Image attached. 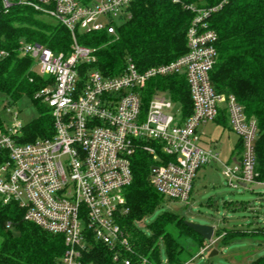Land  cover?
I'll return each instance as SVG.
<instances>
[{
  "label": "built area",
  "instance_id": "2783aa9c",
  "mask_svg": "<svg viewBox=\"0 0 264 264\" xmlns=\"http://www.w3.org/2000/svg\"><path fill=\"white\" fill-rule=\"evenodd\" d=\"M135 1L17 0L65 26L73 45L65 56L38 43L21 44L20 52L50 79L34 100L49 108L53 135L22 144L20 124L0 132V201L22 210L25 222L63 237L62 264H93L85 260L97 245L114 262L131 263L125 256L133 253L130 236L121 221L129 211L126 190L138 153L152 159L150 184L170 201L189 204L198 171L216 164H222L234 189L264 187L258 180L256 121L247 118L234 96L217 94L211 82L218 35L207 20L222 4L187 7L195 15L187 32L188 53L171 64L140 72L129 61L113 76L92 67L96 50L80 45L77 32L115 35L116 27L130 19L128 7ZM174 74H183L190 89L192 113L187 118L168 113L174 102L165 92L147 100L152 80ZM222 112L243 144L241 156L231 162L205 145L200 132Z\"/></svg>",
  "mask_w": 264,
  "mask_h": 264
},
{
  "label": "trees",
  "instance_id": "16d2710c",
  "mask_svg": "<svg viewBox=\"0 0 264 264\" xmlns=\"http://www.w3.org/2000/svg\"><path fill=\"white\" fill-rule=\"evenodd\" d=\"M7 1L10 6L5 7L4 0H0V95L16 104L23 97L34 100V95L50 83V79L35 72L34 60L20 52L21 44L38 43L55 54L64 53L68 56L73 39L71 32L53 18L21 6L17 0ZM180 1L137 0L128 7L130 19H124L116 27L115 35L106 30L97 33L77 32V41L82 46L96 50L97 63L92 67L106 76L120 74L129 61L140 72L171 64L188 53L187 32L195 16L187 8L195 0ZM83 3H87V0ZM221 4L222 8L207 20L209 29L218 35V58L210 74L211 82L217 94L234 96L247 118L256 121L258 180L263 182L264 0H205V5L199 7L211 8ZM2 52L4 55H1ZM148 87L147 100L157 92H165L181 108L184 118L191 115L190 89L183 74L156 78ZM34 103L38 116L22 127L19 136L22 144L53 135L49 108L39 101L34 100ZM216 123L231 131L224 112ZM0 132H6L1 118ZM242 151V140H239L235 153L241 156ZM152 167V159L147 154H136L133 182L126 190L129 211L121 221V226L130 236L133 250V253L125 256L130 258V264H161L163 245L168 264H188L194 257L208 251L211 243L208 244L189 228L183 217L171 212L163 213L151 224V237L145 236L136 226V222L153 213L166 200L150 184ZM209 202L213 203L214 200L210 199ZM223 206L233 212L255 207L244 201H224ZM259 215L257 211L248 224L253 227L252 230L241 231L235 226L231 230L216 231L214 239L226 246L242 236L257 233L264 236ZM64 252L63 237L25 222L22 210L0 201V264H62ZM85 261L119 264L100 245ZM254 264H264V256L258 257Z\"/></svg>",
  "mask_w": 264,
  "mask_h": 264
},
{
  "label": "rangeland",
  "instance_id": "374dc122",
  "mask_svg": "<svg viewBox=\"0 0 264 264\" xmlns=\"http://www.w3.org/2000/svg\"><path fill=\"white\" fill-rule=\"evenodd\" d=\"M205 0H195L192 6L201 8ZM80 33L82 31H79ZM36 73H40L39 67L35 68ZM178 118L182 114L181 108L174 103L172 111L168 112ZM38 116V111L33 99L21 98L16 104L0 95V118L5 129L13 130L14 126L20 124L21 127L27 125ZM204 132L205 145L213 148L219 154L223 162H231L232 151L235 148L236 135L228 128H224L217 123H211L200 129ZM222 164L211 165L202 168L197 173L195 190L189 204L176 201L165 200L161 206L136 222L137 228L147 237L152 236L151 224L163 213L171 212L183 217L186 222L203 226H213L216 231L225 229L231 230L238 227L241 231L252 230L248 224L254 219L257 211L264 227V189L252 192V186L237 189L228 185L227 179L223 175ZM212 199L214 202H209ZM224 201L241 203L250 202L255 205L252 210L227 211L223 206ZM210 205V206H209ZM253 217V218H252ZM210 244V242H208ZM216 250L217 255L210 257L212 251ZM202 253V252H201ZM264 256V237L261 235L242 236L233 244L221 245V241L213 238L210 249L202 256H197L188 264H254L258 257ZM161 264H168L164 246L160 252Z\"/></svg>",
  "mask_w": 264,
  "mask_h": 264
},
{
  "label": "water",
  "instance_id": "95a60500",
  "mask_svg": "<svg viewBox=\"0 0 264 264\" xmlns=\"http://www.w3.org/2000/svg\"><path fill=\"white\" fill-rule=\"evenodd\" d=\"M245 186V185H243ZM246 187V186H245ZM253 190L264 189L263 186H255L252 188ZM185 224L191 228L195 233L200 235L205 241L212 242L215 235V228L213 226H203L199 224H192L189 222H185ZM218 252L216 250L212 251L210 257L217 255Z\"/></svg>",
  "mask_w": 264,
  "mask_h": 264
},
{
  "label": "crops",
  "instance_id": "0c3cea01",
  "mask_svg": "<svg viewBox=\"0 0 264 264\" xmlns=\"http://www.w3.org/2000/svg\"><path fill=\"white\" fill-rule=\"evenodd\" d=\"M204 133V132H203ZM204 135H206L205 133H204ZM238 141H239V139H238V137L236 136V142H235V148L233 149V151H232V157L230 158V160H232V159H236V158H238L237 157V155H236V153H235V151H236V147H237V144H238ZM241 187H243V188H246L245 186H241ZM258 234V233H257ZM257 234H254V235H257ZM249 235H253L252 233H249ZM262 236V235H261ZM264 237V236H263ZM240 238V237H239ZM237 239L238 238H236V241H237Z\"/></svg>",
  "mask_w": 264,
  "mask_h": 264
}]
</instances>
